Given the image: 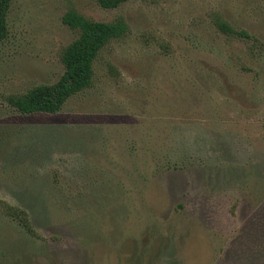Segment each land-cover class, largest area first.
I'll return each mask as SVG.
<instances>
[{
	"label": "rangeland",
	"instance_id": "rangeland-1",
	"mask_svg": "<svg viewBox=\"0 0 264 264\" xmlns=\"http://www.w3.org/2000/svg\"><path fill=\"white\" fill-rule=\"evenodd\" d=\"M70 10L129 32L61 112L21 115L10 96L64 73ZM8 25L0 264H264V0H12Z\"/></svg>",
	"mask_w": 264,
	"mask_h": 264
},
{
	"label": "trees",
	"instance_id": "trees-1",
	"mask_svg": "<svg viewBox=\"0 0 264 264\" xmlns=\"http://www.w3.org/2000/svg\"><path fill=\"white\" fill-rule=\"evenodd\" d=\"M103 9L120 7L126 0H95ZM12 0H0V44L9 36L8 14ZM63 23L78 33V38L62 52L64 73L55 84L39 85L24 95H12L8 104L24 116L61 112L73 97L90 89L94 80V64L102 51L113 41L127 36L129 27L122 18L114 22L92 21L75 10L68 11ZM219 29L229 35L238 34L229 24L219 20ZM241 35L247 36L241 32ZM6 205V214L18 222L30 237H36L30 215L24 208Z\"/></svg>",
	"mask_w": 264,
	"mask_h": 264
}]
</instances>
